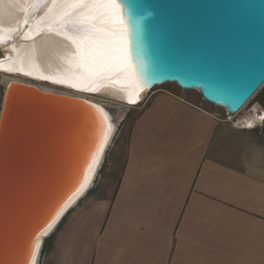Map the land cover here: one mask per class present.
I'll list each match as a JSON object with an SVG mask.
<instances>
[{"label": "crops", "instance_id": "1", "mask_svg": "<svg viewBox=\"0 0 264 264\" xmlns=\"http://www.w3.org/2000/svg\"><path fill=\"white\" fill-rule=\"evenodd\" d=\"M92 188L45 264H264L259 128L236 130L195 99L151 91Z\"/></svg>", "mask_w": 264, "mask_h": 264}, {"label": "water", "instance_id": "2", "mask_svg": "<svg viewBox=\"0 0 264 264\" xmlns=\"http://www.w3.org/2000/svg\"><path fill=\"white\" fill-rule=\"evenodd\" d=\"M120 2L145 88L195 91L227 115L252 105L264 112V0ZM0 88V264H33L34 236L63 206L37 242L39 264L46 239L91 189L119 124L89 171L95 104L29 83L5 80ZM259 135L264 140V120Z\"/></svg>", "mask_w": 264, "mask_h": 264}, {"label": "bare ground", "instance_id": "3", "mask_svg": "<svg viewBox=\"0 0 264 264\" xmlns=\"http://www.w3.org/2000/svg\"><path fill=\"white\" fill-rule=\"evenodd\" d=\"M65 8L66 5L59 3L52 6L51 0L42 5H35L33 0H0V29H3L0 31V72L3 73L0 83L5 80L29 83L41 90L71 95L109 108L114 130L125 111L142 103L152 88L141 84L128 53V43L123 63L117 61L98 67L83 60L68 38L75 34L71 31L72 25L65 28L63 21L57 20ZM74 16L72 13L65 19ZM36 29H40L39 34ZM121 38L128 42V33L113 37ZM120 55L124 56V52ZM252 111L243 119L249 129L255 122L264 120V112L258 106L254 105Z\"/></svg>", "mask_w": 264, "mask_h": 264}, {"label": "snow or ice", "instance_id": "4", "mask_svg": "<svg viewBox=\"0 0 264 264\" xmlns=\"http://www.w3.org/2000/svg\"><path fill=\"white\" fill-rule=\"evenodd\" d=\"M27 2V0H25ZM35 5L47 3V0H33ZM66 5L63 13L57 18L58 21H63V27L67 28L72 25L71 31L74 35H69L68 38L72 41L77 49V53L83 60L98 66L106 67L113 62L123 63L127 58V40L113 39V37H121L129 32L127 26V18L123 13V6L120 0H51L52 6L56 4ZM78 9H84L83 12H77ZM49 12L52 8L49 7ZM72 13L75 16L72 19H65ZM3 31V29H0ZM14 31V29L10 30ZM40 29H36V34H39ZM86 45V47H84ZM124 52V56L120 53ZM132 102V101H129ZM95 109L94 120L98 128L99 134L96 138L94 151L91 153V162L88 165V170L91 171L92 164L97 163V157L100 155L102 146L107 142L109 134L113 130V124L110 123V117L102 107L90 105ZM87 181V176L79 183V189L84 187ZM63 211V206L55 213L59 216ZM55 216L36 234L31 244V256L34 257L37 248V242L40 240L48 228H51L55 221Z\"/></svg>", "mask_w": 264, "mask_h": 264}, {"label": "rangeland", "instance_id": "5", "mask_svg": "<svg viewBox=\"0 0 264 264\" xmlns=\"http://www.w3.org/2000/svg\"><path fill=\"white\" fill-rule=\"evenodd\" d=\"M0 78H1V75H0ZM154 91V90H167V91H174V92H177V93H180V94H183V96L185 97H188V98H191V99H195L197 100L201 105L203 106H206L208 108H211L214 112L220 114L223 118L226 117L225 116V113L223 110L221 109H218V108H215V107H212L210 106L209 104H206L205 102H203L199 95L197 94V92L195 91H182L180 89H178L175 85L173 84H166L164 85L163 87L161 88H152L149 92L151 91ZM152 91V92H153ZM147 96V95H146ZM0 97H1V88H0ZM103 100L104 102H108L106 99H101ZM141 103H139L137 106H135L134 108H131V109H128L125 111V114L123 115L122 119L119 121V125L117 127V130L112 138V141H111V144L109 145L107 151H106V154H105V157H104V162H103V165H101L98 173H97V176L94 180V183L92 185V187L96 186L98 183H99V180H100V177L103 175V169L105 167V163H106V160L108 159V156L111 152V150L113 149V147L116 145V143L118 142L119 138H121L124 133L126 132L127 128H128V125H129V119L131 117V115L135 112L136 108H139ZM254 105H252V108H253ZM91 187V188H92ZM93 189V188H92ZM56 231H58V229L56 228V230L53 232V234L56 233ZM54 236V235H53ZM49 241L47 242V244L50 242L51 238L48 239ZM46 244V245H47ZM46 245L44 247V250L41 251V255H40V259H39V264H45L44 262V258H45V250H46Z\"/></svg>", "mask_w": 264, "mask_h": 264}, {"label": "built area", "instance_id": "6", "mask_svg": "<svg viewBox=\"0 0 264 264\" xmlns=\"http://www.w3.org/2000/svg\"><path fill=\"white\" fill-rule=\"evenodd\" d=\"M0 60H1V53H0ZM3 73L0 72V75H2ZM164 86V85H163ZM163 86L157 87V88H161ZM148 96V94H147ZM147 96L144 98L143 102L139 105H143V103L145 102ZM253 110L252 106H244L238 113H236L235 115H227L225 114L227 121L230 123V125L232 126V128L236 129V130H249V128H247L244 125V118L248 117L251 114V111ZM261 122H255L254 126L251 129L254 128H259L261 125Z\"/></svg>", "mask_w": 264, "mask_h": 264}, {"label": "trees", "instance_id": "7", "mask_svg": "<svg viewBox=\"0 0 264 264\" xmlns=\"http://www.w3.org/2000/svg\"><path fill=\"white\" fill-rule=\"evenodd\" d=\"M63 221H64V219L61 221V223L59 224V226L57 227V229H59V227L62 225ZM53 235H54V234H52L49 238L52 239ZM49 238L46 239V241H45V243H44V245H43V249H42V251L44 250L45 245H46L47 242L49 241V240H48Z\"/></svg>", "mask_w": 264, "mask_h": 264}]
</instances>
